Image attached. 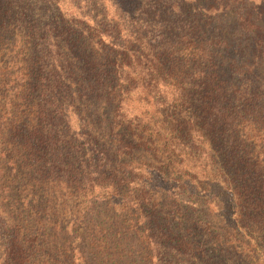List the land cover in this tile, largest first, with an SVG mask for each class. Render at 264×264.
I'll return each mask as SVG.
<instances>
[{"label":"trees","instance_id":"trees-1","mask_svg":"<svg viewBox=\"0 0 264 264\" xmlns=\"http://www.w3.org/2000/svg\"><path fill=\"white\" fill-rule=\"evenodd\" d=\"M0 264H264V0H0Z\"/></svg>","mask_w":264,"mask_h":264},{"label":"rangeland","instance_id":"rangeland-1","mask_svg":"<svg viewBox=\"0 0 264 264\" xmlns=\"http://www.w3.org/2000/svg\"><path fill=\"white\" fill-rule=\"evenodd\" d=\"M255 1H259V0H255ZM235 258H236V256L234 255L233 258H232V260H234Z\"/></svg>","mask_w":264,"mask_h":264}]
</instances>
